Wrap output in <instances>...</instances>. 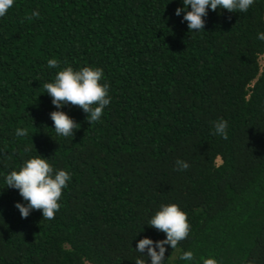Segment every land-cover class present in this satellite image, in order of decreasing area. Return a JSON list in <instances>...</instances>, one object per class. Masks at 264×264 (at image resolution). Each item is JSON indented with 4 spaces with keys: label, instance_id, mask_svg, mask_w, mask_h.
I'll return each mask as SVG.
<instances>
[{
    "label": "trees",
    "instance_id": "obj_1",
    "mask_svg": "<svg viewBox=\"0 0 264 264\" xmlns=\"http://www.w3.org/2000/svg\"><path fill=\"white\" fill-rule=\"evenodd\" d=\"M264 0H0V264H264Z\"/></svg>",
    "mask_w": 264,
    "mask_h": 264
},
{
    "label": "rangeland",
    "instance_id": "obj_2",
    "mask_svg": "<svg viewBox=\"0 0 264 264\" xmlns=\"http://www.w3.org/2000/svg\"><path fill=\"white\" fill-rule=\"evenodd\" d=\"M261 65L264 66V56L261 58Z\"/></svg>",
    "mask_w": 264,
    "mask_h": 264
}]
</instances>
